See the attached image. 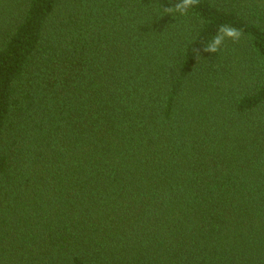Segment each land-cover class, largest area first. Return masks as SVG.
<instances>
[{
    "label": "trees",
    "instance_id": "trees-1",
    "mask_svg": "<svg viewBox=\"0 0 264 264\" xmlns=\"http://www.w3.org/2000/svg\"><path fill=\"white\" fill-rule=\"evenodd\" d=\"M177 3L0 0V264H264V0Z\"/></svg>",
    "mask_w": 264,
    "mask_h": 264
},
{
    "label": "clouds",
    "instance_id": "clouds-1",
    "mask_svg": "<svg viewBox=\"0 0 264 264\" xmlns=\"http://www.w3.org/2000/svg\"><path fill=\"white\" fill-rule=\"evenodd\" d=\"M197 3L198 0H180V3H177L172 7H165L164 11L168 14L179 13L181 15H186L188 13V10L195 6ZM241 35V30L236 29L230 25H221L218 29L217 35L213 38V41L210 42L203 49V51L208 53H215L218 51L225 39H231L233 42H236L240 39Z\"/></svg>",
    "mask_w": 264,
    "mask_h": 264
}]
</instances>
